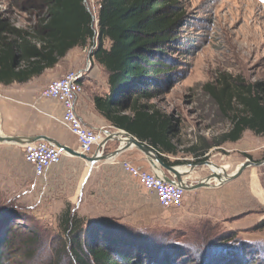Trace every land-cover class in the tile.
<instances>
[{
    "label": "rangeland",
    "instance_id": "1",
    "mask_svg": "<svg viewBox=\"0 0 264 264\" xmlns=\"http://www.w3.org/2000/svg\"><path fill=\"white\" fill-rule=\"evenodd\" d=\"M40 1L0 0V15L14 27L28 30L46 15ZM176 1L183 20L165 59L172 70L161 84L162 93L147 101L175 124L173 143L178 152L166 158L179 161L181 165L176 167L187 169L209 161L227 175L249 160L245 156L250 162L262 163L264 137L250 131L243 132L238 142L212 147L199 158L188 149L213 144L231 128L230 117L204 93V85L217 86L223 79L264 85V2ZM99 2L84 0L95 30ZM86 50L89 55L90 48ZM132 150L136 158L124 161L140 165L136 159L144 156ZM143 168L147 170L146 165ZM212 171L206 166L196 167L188 184L204 180ZM215 185L210 182L208 188L185 192L180 207L166 210L139 186L141 194L138 198L136 192L137 213L131 217V226H123L119 220L107 224L125 230L131 239H141L139 246L148 252L147 264L158 261L161 252L186 254L187 259L180 264H264V230L256 228L264 220V164L248 167L235 180ZM6 207L13 213L16 236L4 264H75L60 228L63 214L53 204L41 212L36 192L27 198L13 192L0 194V209ZM75 214L83 217L84 228H88L89 204H81Z\"/></svg>",
    "mask_w": 264,
    "mask_h": 264
},
{
    "label": "trees",
    "instance_id": "2",
    "mask_svg": "<svg viewBox=\"0 0 264 264\" xmlns=\"http://www.w3.org/2000/svg\"><path fill=\"white\" fill-rule=\"evenodd\" d=\"M40 2L46 15L28 30L0 15V84H24L53 68L73 48L93 47L90 57L107 73L109 87L108 94L93 98L95 110L111 127L153 149L165 165H181L166 158L178 152L173 120L147 103L162 93L161 84L172 70L165 59L183 20L177 1L100 0L96 30L84 0ZM203 91L230 117L231 128L213 144L188 149L194 158L212 147L238 142L245 131L264 137V85L223 79L217 86L204 85ZM12 214L7 207L0 209V264L15 245ZM60 228L75 264H147L141 239H131L117 226L93 223L86 229L83 219L67 208ZM256 228L264 230V220ZM185 255L161 252L150 264H180Z\"/></svg>",
    "mask_w": 264,
    "mask_h": 264
},
{
    "label": "crops",
    "instance_id": "3",
    "mask_svg": "<svg viewBox=\"0 0 264 264\" xmlns=\"http://www.w3.org/2000/svg\"><path fill=\"white\" fill-rule=\"evenodd\" d=\"M87 48H73L53 68L24 84H0V134L7 137L45 136L78 151L75 137L60 124L61 105L41 99V92L66 74L83 70L87 61L90 70L81 81L83 92L76 100V113L85 127L103 138L107 133L118 131L95 110L93 98L109 93L108 75L86 53ZM118 146L116 142H109L104 153H111ZM133 152L132 149L125 151L112 161L93 166L63 154L59 164L50 166L41 177H37L24 160L23 147L0 143V194L18 192L27 198L36 192L41 212H46L53 204L61 214L67 208L75 213L85 203L89 204V221L119 220L121 225L131 226V217L137 213L136 192L139 198L141 186L123 171L121 163L136 158ZM136 161L140 165L134 166L145 170L146 165L147 170L150 169L145 159ZM147 194L154 197L149 192Z\"/></svg>",
    "mask_w": 264,
    "mask_h": 264
},
{
    "label": "built area",
    "instance_id": "4",
    "mask_svg": "<svg viewBox=\"0 0 264 264\" xmlns=\"http://www.w3.org/2000/svg\"><path fill=\"white\" fill-rule=\"evenodd\" d=\"M94 48H90L89 55ZM90 70L87 61L83 70L70 72L61 79L51 82L41 92V99L55 101L62 107L60 124L76 139L79 153L89 157L98 153V144L103 137L83 125L75 109V103L83 92L82 80ZM24 160L37 177H41L50 166L61 162L63 153L44 141L23 147ZM101 152H99V155ZM123 171L136 179L139 185L154 195L162 209H176L181 206L185 192L176 184L166 183L162 175L153 170H143L129 162L121 163Z\"/></svg>",
    "mask_w": 264,
    "mask_h": 264
},
{
    "label": "water",
    "instance_id": "5",
    "mask_svg": "<svg viewBox=\"0 0 264 264\" xmlns=\"http://www.w3.org/2000/svg\"><path fill=\"white\" fill-rule=\"evenodd\" d=\"M38 141H44L49 145L53 146L54 148L60 150L64 155L76 157L82 159L87 164L93 166L96 163L105 162V161H112L117 156L121 155L125 151L136 149L139 153H141L146 162L148 163L149 167L162 175L163 180L168 184H176L179 188H181L184 192L195 191L203 188L210 187V182H218V186L222 185L225 182H229L238 178L241 173L251 166H261L264 164L262 163H253L249 160H246L239 167L236 171L231 174H223L225 175V179H221V176L217 173H211L208 177L204 180L196 183V184H188V177L192 173V171L198 166H206V167H216L211 162L207 161L199 165H192L189 169L185 170L181 167H172L165 165L155 153L153 149L138 142L135 138L131 137L129 134L123 131H115L113 133H107L103 140L98 144L97 151L98 153L93 154L92 156H85L78 151L72 150L66 146H63L56 141L49 139L45 136H34V137H7L0 134V143L5 144H12L20 147H25L28 145H32ZM109 142H116L119 146L111 153H104V149ZM99 152L101 154L99 155ZM218 168V167H216ZM215 187V186H214ZM91 224L97 223L98 221H89ZM106 223H111V221H106Z\"/></svg>",
    "mask_w": 264,
    "mask_h": 264
},
{
    "label": "bare ground",
    "instance_id": "6",
    "mask_svg": "<svg viewBox=\"0 0 264 264\" xmlns=\"http://www.w3.org/2000/svg\"><path fill=\"white\" fill-rule=\"evenodd\" d=\"M208 168H210V169H212V170H214V171H219L220 173H217L218 175H220L221 176V179H225L224 177H225V175H223V168H216V167H208ZM183 169H185V170H187V168H183ZM214 171H212V173L214 172ZM214 173H216V172H214ZM216 182V181H215ZM219 182V181H218ZM218 182H216V185L215 186H218L219 184H218Z\"/></svg>",
    "mask_w": 264,
    "mask_h": 264
},
{
    "label": "snow or ice",
    "instance_id": "7",
    "mask_svg": "<svg viewBox=\"0 0 264 264\" xmlns=\"http://www.w3.org/2000/svg\"><path fill=\"white\" fill-rule=\"evenodd\" d=\"M261 2H264V0H261Z\"/></svg>",
    "mask_w": 264,
    "mask_h": 264
}]
</instances>
